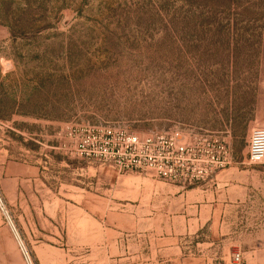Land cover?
Returning a JSON list of instances; mask_svg holds the SVG:
<instances>
[{"label":"rangeland","instance_id":"1","mask_svg":"<svg viewBox=\"0 0 264 264\" xmlns=\"http://www.w3.org/2000/svg\"><path fill=\"white\" fill-rule=\"evenodd\" d=\"M258 126L264 0H0V216L24 264L13 228L33 264H115L108 229L144 181L200 186L229 149L261 186L221 254L264 264Z\"/></svg>","mask_w":264,"mask_h":264},{"label":"crops","instance_id":"2","mask_svg":"<svg viewBox=\"0 0 264 264\" xmlns=\"http://www.w3.org/2000/svg\"><path fill=\"white\" fill-rule=\"evenodd\" d=\"M225 152H229L224 153L227 162L214 165L213 174L200 186L174 185L173 190L163 182L144 181L146 196L135 206L128 204L126 211L115 212V230L108 229L115 234V264L230 263L221 254L231 230L225 221L248 203L253 187L261 186L262 171L234 164L231 149ZM153 186L154 192L149 191ZM80 210L93 215L103 212L96 201L81 203ZM0 264H24L1 216Z\"/></svg>","mask_w":264,"mask_h":264},{"label":"built area","instance_id":"3","mask_svg":"<svg viewBox=\"0 0 264 264\" xmlns=\"http://www.w3.org/2000/svg\"><path fill=\"white\" fill-rule=\"evenodd\" d=\"M129 141H131L133 143H138L140 141V139L138 136L132 135L129 137ZM155 142L156 141L153 137L145 138V143H147L150 146L154 145ZM188 152H189V149L186 146H184V145L178 146V153L180 154L181 158H184V156H186L188 154ZM248 160H249V163L253 164V165L264 164V127H262V126L255 127L253 132H252V137H251L250 144H249ZM213 169H214V165L207 170V174L212 173ZM203 172L204 171L201 170V174ZM13 230H14L19 248L22 251L27 263L33 264L32 259L30 257V254H29L24 242L22 241V239L17 234V232L14 228H13ZM235 259L237 261H240V259H241L240 255L237 254L235 256Z\"/></svg>","mask_w":264,"mask_h":264}]
</instances>
